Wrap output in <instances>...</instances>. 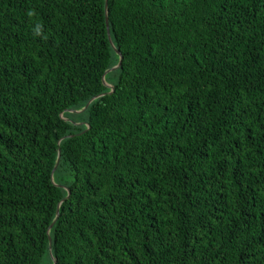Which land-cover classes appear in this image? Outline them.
Returning a JSON list of instances; mask_svg holds the SVG:
<instances>
[{"label": "trees", "instance_id": "16d2710c", "mask_svg": "<svg viewBox=\"0 0 264 264\" xmlns=\"http://www.w3.org/2000/svg\"><path fill=\"white\" fill-rule=\"evenodd\" d=\"M107 16L0 0V264H264V0Z\"/></svg>", "mask_w": 264, "mask_h": 264}, {"label": "water", "instance_id": "95a60500", "mask_svg": "<svg viewBox=\"0 0 264 264\" xmlns=\"http://www.w3.org/2000/svg\"><path fill=\"white\" fill-rule=\"evenodd\" d=\"M105 23H106V27H107V30H108L107 0H105ZM109 40H110V37H109ZM110 43H111V41H110ZM116 52L120 55L119 51H116ZM121 59H122V58H121V55H120V56H119V61H118L117 65H115V66H113V67L107 69V70L105 71L103 77H102L103 82H104L106 85L109 86V88H110L111 91L113 90V87H112L111 85H109L107 82H105L104 76H105V74H106L107 72L112 71V70H115L116 68H118L119 65L121 64ZM89 102H90V101H89ZM89 102L84 106V109L87 107V105L89 104ZM58 163H59V151H58V155H57L56 163H55V165H54V168H53V170H52V173H53V172L55 171V169L57 168ZM68 194H69V191H68ZM68 194H67V195H68ZM63 200H64V199H62V200L58 203V205H57L55 219H56L57 216H58L59 205H60V203H61ZM55 219H54L53 222L49 225V227H48V231H49V229L52 227V225H53ZM48 240H49V248H51V245H50V240H51V239H50L49 235H48ZM54 263H55V262H54Z\"/></svg>", "mask_w": 264, "mask_h": 264}, {"label": "rangeland", "instance_id": "374dc122", "mask_svg": "<svg viewBox=\"0 0 264 264\" xmlns=\"http://www.w3.org/2000/svg\"><path fill=\"white\" fill-rule=\"evenodd\" d=\"M78 112V111H77ZM83 121L80 119V121L79 122H77L78 124H81Z\"/></svg>", "mask_w": 264, "mask_h": 264}]
</instances>
